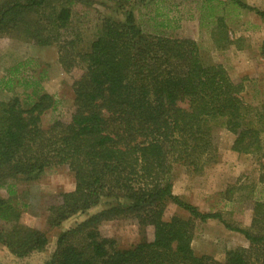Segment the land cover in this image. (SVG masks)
I'll use <instances>...</instances> for the list:
<instances>
[{
    "label": "trees",
    "instance_id": "obj_1",
    "mask_svg": "<svg viewBox=\"0 0 264 264\" xmlns=\"http://www.w3.org/2000/svg\"><path fill=\"white\" fill-rule=\"evenodd\" d=\"M104 1L115 3L122 18H104L82 50L74 9L97 0H0V37L55 46L65 72L81 71L71 86L70 109L47 129L42 116L58 102L40 81L17 66L0 79L1 91H23L0 100V189L9 196L0 195V246L16 258L44 251L48 239L21 222L25 206L12 200L11 181L33 182L65 167L74 187L48 206L46 225L59 228L101 201L104 207L61 231L50 264H264V202L251 204L249 229H240L172 193L176 169L196 174L216 162L215 127L234 136L231 151L258 155L264 185V105L247 107L241 99L245 79L235 82L221 64L205 63L194 40L144 34L132 0ZM228 1L264 23V8ZM167 204L190 218L165 221ZM126 218L150 228L151 240L118 249L100 233V224ZM193 219H218L242 234L248 248L228 250L222 260L196 255Z\"/></svg>",
    "mask_w": 264,
    "mask_h": 264
},
{
    "label": "rangeland",
    "instance_id": "obj_2",
    "mask_svg": "<svg viewBox=\"0 0 264 264\" xmlns=\"http://www.w3.org/2000/svg\"><path fill=\"white\" fill-rule=\"evenodd\" d=\"M132 1L137 24L144 34L194 40L205 63L221 64L235 82L245 79L241 99L247 107L264 105V57L261 53L264 23L255 14L228 0ZM239 1L259 10L264 8V0ZM115 7V3L104 0H97L90 7H75L72 25L81 33L82 50L95 37L104 18H122ZM207 7L214 16L211 25L205 23L208 20L205 16ZM218 18L220 21H217ZM16 66L21 68L24 76L39 80L41 87L58 102L55 110L42 116L41 126L47 129L52 120L63 117L70 109L71 86L81 71L73 68L65 72L58 63L55 46L38 47L18 38L1 36L0 79L7 77ZM22 92L20 87L11 91L0 90V100L12 94L21 95ZM213 135L217 146L216 162L206 165L196 174L183 168L176 169L173 172L172 193L195 206L200 213H219L223 222L232 228L249 229L251 204L256 200L264 202V185L259 181L263 161L255 154L231 151L234 136L225 129L215 127ZM262 137L264 140V134ZM11 183L15 191L12 200L25 206L21 222L43 232L48 244L43 252L26 258H16L0 246V264H50L61 231L104 207V201H101L85 213L69 218L59 228L49 227L46 225V209L58 194L71 191L74 187L72 175L67 169L51 168L33 182L15 180ZM0 195L9 198L5 188L0 189ZM173 216L190 218L185 211L167 204L163 219L168 221ZM192 225L191 246L196 255H209L222 260L228 250L249 246L242 234L227 229L218 219L204 222L193 219ZM99 231L103 236L114 239L118 249H126L152 238L151 229L139 226L132 218L102 223Z\"/></svg>",
    "mask_w": 264,
    "mask_h": 264
},
{
    "label": "crops",
    "instance_id": "obj_3",
    "mask_svg": "<svg viewBox=\"0 0 264 264\" xmlns=\"http://www.w3.org/2000/svg\"><path fill=\"white\" fill-rule=\"evenodd\" d=\"M207 9H208V7H207ZM205 13H206V14H205L206 18L208 19V20L205 21V23L211 25V24H212V18L214 17V16H212V14H211V9H208L207 12H205ZM206 18H205V19H206ZM201 26H203V25H201ZM42 89H43V88H42ZM43 91H44L45 93L50 94L46 89H43ZM50 95H52V94H50Z\"/></svg>",
    "mask_w": 264,
    "mask_h": 264
}]
</instances>
